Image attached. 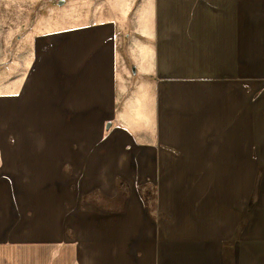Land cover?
I'll return each mask as SVG.
<instances>
[{"label":"crops","instance_id":"1","mask_svg":"<svg viewBox=\"0 0 264 264\" xmlns=\"http://www.w3.org/2000/svg\"><path fill=\"white\" fill-rule=\"evenodd\" d=\"M0 264H264V0H0Z\"/></svg>","mask_w":264,"mask_h":264},{"label":"rangeland","instance_id":"2","mask_svg":"<svg viewBox=\"0 0 264 264\" xmlns=\"http://www.w3.org/2000/svg\"><path fill=\"white\" fill-rule=\"evenodd\" d=\"M53 8H55V5ZM60 14L62 13H55L54 14L55 16H51V17L59 18ZM130 52H131V48H130ZM146 60H147V65H146L145 73L138 74L136 77H135L136 67L133 64L129 62L128 64H125L123 66V70L120 74V81H121L120 91L127 94L126 95L127 97L123 96L122 94L119 95V99L121 101L123 100L122 97L123 98L126 97V99L123 100L124 106L122 107V112L124 113L123 118L126 120L125 124H127L132 129L134 136L136 137V139H138L137 142L140 143V145L144 144L142 148L143 149L142 151L144 153H146L147 151L146 146L149 143V140H152V138H154L153 137L154 132L152 131L153 134L149 133V130L152 128L151 124H153L155 120L154 105H153L154 103H153V99L150 96V93L151 91H154V84L156 82V80H154L153 78L154 75H151L153 70V63L149 58H146ZM145 115L149 118L144 119ZM127 193L128 192L126 187L124 190V195L127 196ZM140 194L145 204L148 205L150 213L158 216L161 210H159L158 205H156L158 200L157 189L156 188L154 189V187H149L144 191H140ZM96 198L99 199L97 195H94L93 199L96 200ZM100 201L106 202V200L103 197H100ZM108 204L109 207H115L116 205L114 201L108 202Z\"/></svg>","mask_w":264,"mask_h":264}]
</instances>
